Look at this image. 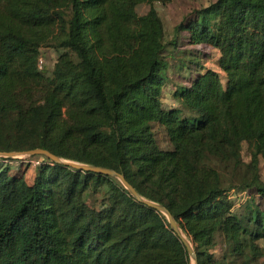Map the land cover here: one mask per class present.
Wrapping results in <instances>:
<instances>
[{
  "label": "trees",
  "instance_id": "1",
  "mask_svg": "<svg viewBox=\"0 0 264 264\" xmlns=\"http://www.w3.org/2000/svg\"><path fill=\"white\" fill-rule=\"evenodd\" d=\"M170 1L0 0V151L112 168L168 209L197 264H260L264 0H215L175 26L167 45L184 33L218 51V70L200 66L165 108L171 66L153 4ZM44 48L57 55L49 75ZM35 157L31 182L0 166V264H190L164 215L119 181ZM209 157L239 181L224 187ZM234 192L246 194L238 206Z\"/></svg>",
  "mask_w": 264,
  "mask_h": 264
},
{
  "label": "rangeland",
  "instance_id": "2",
  "mask_svg": "<svg viewBox=\"0 0 264 264\" xmlns=\"http://www.w3.org/2000/svg\"><path fill=\"white\" fill-rule=\"evenodd\" d=\"M214 1L215 0H171L166 4H162L160 2H154L153 4V7L157 11L163 23L164 39L166 42V50L164 53L169 67L171 66V69L168 72V79H170V83H168L165 88L166 95L162 97V103L165 108L178 105V101L173 98V95L179 91L180 87L187 86V81L193 79L196 73L201 71L200 66L218 70L215 62L217 53L207 46H189L185 41L186 34L184 33H180L178 36L176 46L172 47L167 45L174 34L173 32L175 26L186 22V19H194L195 11L208 6ZM148 9V5L142 4L137 8V12L139 14H144L148 11ZM41 58L43 60L42 71L46 75H49L57 58L56 52L50 48H44L41 50ZM220 75L222 83H224V74L220 73ZM153 131L158 145L165 150L171 149V145L166 138L164 130L161 127L154 125ZM241 156L243 161L247 162L249 160L245 144L242 146ZM38 160L39 157L27 155L0 157V166L8 165L10 167V174L13 175L23 173L25 174L27 181L31 182L34 177V169L37 166L35 162ZM207 162L218 171L224 187H228L229 185L239 181L240 177L234 173L232 162L220 161L215 157H209ZM260 172L262 178L264 179L263 163L260 164ZM93 195V193L89 194L88 198L90 197L91 199ZM231 197L237 203L236 206H238V204L245 199L246 194L234 192ZM185 238L193 247L186 235ZM258 244L264 252V240L258 241ZM213 254L216 257L219 256L220 250L213 251ZM189 263L192 264V261L189 260ZM260 264H264V255L260 259Z\"/></svg>",
  "mask_w": 264,
  "mask_h": 264
},
{
  "label": "water",
  "instance_id": "3",
  "mask_svg": "<svg viewBox=\"0 0 264 264\" xmlns=\"http://www.w3.org/2000/svg\"><path fill=\"white\" fill-rule=\"evenodd\" d=\"M17 155H27V156H45L52 160L53 162L65 166H69L73 169L80 170V171H88V172H93L105 176L112 177L119 181L121 185L129 192V194L137 201L155 209L157 212L163 214L167 222L171 228V230L177 235V237L181 240L183 243L189 260L192 261V264H197V257L196 253L193 249V247L189 244L187 239L185 238V234L182 232V230L178 227L177 223L173 219L171 213L168 211V209L158 203L151 202L149 200H146L142 198L138 192L135 190V188L125 179V177L121 174L115 171L112 168H107V167H102V166H93V165H85L77 162H70V161H65L57 157L56 155L50 153L49 151L45 149H33L29 151H24V152H1L0 151V157H14Z\"/></svg>",
  "mask_w": 264,
  "mask_h": 264
},
{
  "label": "built area",
  "instance_id": "4",
  "mask_svg": "<svg viewBox=\"0 0 264 264\" xmlns=\"http://www.w3.org/2000/svg\"><path fill=\"white\" fill-rule=\"evenodd\" d=\"M42 64H43V60H42V58H40L39 61H38L39 68H41ZM35 164L38 165L39 164V160L36 161Z\"/></svg>",
  "mask_w": 264,
  "mask_h": 264
},
{
  "label": "crops",
  "instance_id": "5",
  "mask_svg": "<svg viewBox=\"0 0 264 264\" xmlns=\"http://www.w3.org/2000/svg\"><path fill=\"white\" fill-rule=\"evenodd\" d=\"M190 46V45H189ZM197 46H204V45H196L195 47H197ZM208 48H210V47H208ZM210 49H212V48H210ZM212 50H214L216 53H217V57H218V51L217 50H215V49H212ZM217 57L215 58V60L217 59ZM166 94H164V96H165Z\"/></svg>",
  "mask_w": 264,
  "mask_h": 264
}]
</instances>
